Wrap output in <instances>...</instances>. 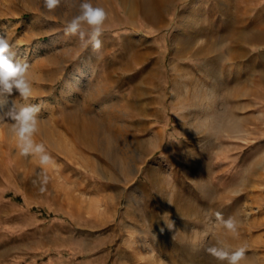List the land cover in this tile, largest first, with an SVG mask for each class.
Returning a JSON list of instances; mask_svg holds the SVG:
<instances>
[{"label": "rangeland", "instance_id": "1", "mask_svg": "<svg viewBox=\"0 0 264 264\" xmlns=\"http://www.w3.org/2000/svg\"><path fill=\"white\" fill-rule=\"evenodd\" d=\"M96 3L101 59L64 34L72 9L0 0L33 86L13 99L41 106L55 161L0 127V264H216L194 244L209 209L264 264V0Z\"/></svg>", "mask_w": 264, "mask_h": 264}, {"label": "clouds", "instance_id": "2", "mask_svg": "<svg viewBox=\"0 0 264 264\" xmlns=\"http://www.w3.org/2000/svg\"><path fill=\"white\" fill-rule=\"evenodd\" d=\"M42 9L46 12L55 13L60 8H70L73 11L70 19L64 26L66 36L78 38L82 47L92 51L101 59V37L104 34V25L108 18L107 11L98 6L96 0H41ZM6 35L0 34V127L7 126L8 133L16 140V147L22 157L38 158L42 168L55 166V161L46 150L45 144L37 142L35 137L40 132L41 118L39 104L24 103L17 105L14 95L24 101L33 97V86L29 64L26 60L18 59ZM6 109V110H5ZM47 180V177H44ZM206 224L201 232V240L206 246L203 251L216 262V264H241L246 260V247L233 248L226 238L215 235L216 229L222 228L226 235L239 238L238 222L229 216L224 218L219 211L214 213L206 210ZM174 221H165V228L172 231ZM161 228V232L165 230ZM209 236L213 239L209 240ZM195 251L200 248L194 247Z\"/></svg>", "mask_w": 264, "mask_h": 264}]
</instances>
